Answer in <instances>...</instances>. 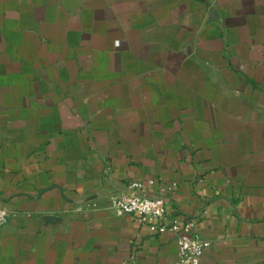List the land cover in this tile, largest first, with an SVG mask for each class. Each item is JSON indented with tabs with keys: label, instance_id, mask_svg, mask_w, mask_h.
<instances>
[{
	"label": "crops",
	"instance_id": "0c3cea01",
	"mask_svg": "<svg viewBox=\"0 0 264 264\" xmlns=\"http://www.w3.org/2000/svg\"><path fill=\"white\" fill-rule=\"evenodd\" d=\"M150 179L201 264H264V0H0V264H178L110 208Z\"/></svg>",
	"mask_w": 264,
	"mask_h": 264
},
{
	"label": "built area",
	"instance_id": "2783aa9c",
	"mask_svg": "<svg viewBox=\"0 0 264 264\" xmlns=\"http://www.w3.org/2000/svg\"><path fill=\"white\" fill-rule=\"evenodd\" d=\"M156 185V180L147 182L135 181L131 183L130 191L124 194H112L110 208L118 216L134 215L146 220H155L153 229L157 232L171 231L177 237L179 246L178 264H201L202 256L209 245L194 233L193 220L184 223L174 218L172 223L164 221L167 215L165 196L162 193L151 194L150 188ZM177 185L174 184L172 193ZM11 218V211L7 206L0 205V228L4 227Z\"/></svg>",
	"mask_w": 264,
	"mask_h": 264
}]
</instances>
